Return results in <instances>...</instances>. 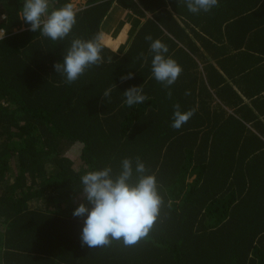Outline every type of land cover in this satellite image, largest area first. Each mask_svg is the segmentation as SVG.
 <instances>
[{
  "label": "trees",
  "instance_id": "obj_1",
  "mask_svg": "<svg viewBox=\"0 0 264 264\" xmlns=\"http://www.w3.org/2000/svg\"><path fill=\"white\" fill-rule=\"evenodd\" d=\"M24 2L0 0V264H264V112H253L264 107L254 99L264 93V0H218L197 14L184 0H118L153 19L124 55L102 44L104 62L71 84L53 65L74 39L101 33L114 0L74 8L76 24L57 41L29 31ZM69 2L49 0V12ZM157 3L205 44L227 24L229 43L247 48V74L233 76L218 62L224 75L213 65L198 75L185 57L173 85L157 82L145 39H163ZM141 85L147 99L127 106L123 92ZM175 104L194 112L179 130L171 127ZM137 157L163 199L153 228L133 246L82 247L83 220L72 215L84 202L81 177L105 167L118 174L125 158L135 175Z\"/></svg>",
  "mask_w": 264,
  "mask_h": 264
},
{
  "label": "clouds",
  "instance_id": "obj_2",
  "mask_svg": "<svg viewBox=\"0 0 264 264\" xmlns=\"http://www.w3.org/2000/svg\"><path fill=\"white\" fill-rule=\"evenodd\" d=\"M184 3L193 14L207 13L218 6V0H184ZM21 16L30 26L29 31L40 30L43 36L53 41L66 38L77 22V13L70 2L49 12V0H25ZM145 39L151 42L149 51L154 54L152 75L157 82L169 88L182 73V67L173 58H166L168 47L161 40H153L151 35ZM102 40L101 34L89 40L74 39L63 61L53 65L55 72L71 84L93 65L102 64ZM140 55L143 57V53ZM111 60L109 57L108 62ZM132 78L133 73L129 72L120 79L124 82ZM111 90L103 95L109 96ZM142 93V85L128 88L123 92L125 104L131 107L144 102L147 97ZM167 95L171 98V91ZM193 115L192 110L181 112L180 105L175 104L171 127L179 130ZM146 172L145 164L137 157L135 175L131 159L125 158L118 174H113L111 167H105L81 177L79 198L84 202L75 208L72 215L83 220L82 247H106L113 241L133 246L148 236L159 216L163 199L158 192L155 175Z\"/></svg>",
  "mask_w": 264,
  "mask_h": 264
},
{
  "label": "crops",
  "instance_id": "obj_3",
  "mask_svg": "<svg viewBox=\"0 0 264 264\" xmlns=\"http://www.w3.org/2000/svg\"><path fill=\"white\" fill-rule=\"evenodd\" d=\"M134 1L138 3V0ZM72 2L75 3L73 6L76 5L78 9H84L87 0H72ZM166 5L160 7L161 3H157L156 6L153 7L155 11H159V13L162 14V42L168 47V53L165 54L166 58L171 57L176 60L183 70L189 65L187 64L185 57H187L188 60L190 57L192 60L196 61V64L199 67L198 69L195 68L198 75L200 71L204 74V65H206L209 70H211L210 67L213 65L224 75V71L221 70L222 68L218 62H228L226 65L232 68V70H230L233 76L247 74L244 65L247 48L239 42L233 44L229 43V37L231 36L226 34L227 31L225 26L227 24H224L222 33L218 35L217 39H208L207 44H205V42L199 41V36L197 34L191 32L188 27L183 25V22L180 19L176 18L170 6ZM138 7L140 11L145 13V17H140L139 14H137L139 10L136 12L131 7H126L125 5L120 4L118 0H114L110 12L102 23L100 33L103 37L102 44L105 47L121 55H124L127 52L132 44L133 37L138 34L143 25H147L154 17L151 10L146 8L143 9L141 5ZM162 12H165L167 15ZM182 29H185V32H183ZM199 34H203V32ZM192 48L194 49V53L192 52ZM230 49L233 51L229 52ZM202 60L204 63H202ZM190 73L194 74L191 68ZM262 86H264V84H262ZM256 88L257 90L260 88L259 82L253 87L252 91ZM240 97L244 99L248 96L241 93ZM260 98H264V93L261 96H254V99ZM216 101L221 103L218 99ZM221 106H223L228 113H235L233 108H229L222 103ZM253 112L256 114L263 113L264 107H254Z\"/></svg>",
  "mask_w": 264,
  "mask_h": 264
},
{
  "label": "built area",
  "instance_id": "obj_4",
  "mask_svg": "<svg viewBox=\"0 0 264 264\" xmlns=\"http://www.w3.org/2000/svg\"><path fill=\"white\" fill-rule=\"evenodd\" d=\"M4 31L3 30H0V40L4 37ZM0 103H1V101H0Z\"/></svg>",
  "mask_w": 264,
  "mask_h": 264
},
{
  "label": "rangeland",
  "instance_id": "obj_5",
  "mask_svg": "<svg viewBox=\"0 0 264 264\" xmlns=\"http://www.w3.org/2000/svg\"><path fill=\"white\" fill-rule=\"evenodd\" d=\"M73 4H75V3L73 2ZM74 8H75V9H78V7H77L76 5H74Z\"/></svg>",
  "mask_w": 264,
  "mask_h": 264
}]
</instances>
